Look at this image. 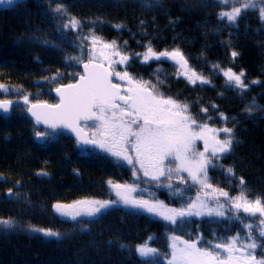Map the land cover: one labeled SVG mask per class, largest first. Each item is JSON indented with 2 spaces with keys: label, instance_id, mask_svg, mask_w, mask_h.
<instances>
[{
  "label": "trees",
  "instance_id": "1",
  "mask_svg": "<svg viewBox=\"0 0 264 264\" xmlns=\"http://www.w3.org/2000/svg\"><path fill=\"white\" fill-rule=\"evenodd\" d=\"M58 4L67 8V15L53 11ZM237 6L239 2L224 6L217 0H160L151 8L143 7L140 0H21L14 7H0V84L11 87L15 97L55 99L48 93L50 80L45 83L50 74L47 69L67 74L65 59L77 48L84 50L87 59L92 30L103 42L116 41L118 50L129 55L127 66L136 79L151 82L159 91L187 103L199 123L234 127L239 143L234 142L233 151L218 162L223 167L209 168V182L238 196L239 177H243L248 198L264 199V108L252 115L243 111L253 98L264 106V23L255 11L242 12L236 26L218 19L219 12ZM71 17L82 21L80 29L61 28ZM149 43L156 52L179 48L190 67L211 83L192 84L168 61L144 63L142 57L132 55L144 53ZM233 50L239 53L235 58ZM227 68L245 72L250 87L243 97L226 86L222 70ZM254 80L260 83L251 84ZM221 113L229 119L223 120ZM26 120L31 121L25 112L14 111L10 117L0 114V217L17 222L12 229L0 226V264H168L171 235L189 241L202 237L203 244L224 242L237 233L247 234L245 225L255 221L228 208L224 217H188L172 224L121 205L96 217L75 221L62 217L52 204L110 198L113 191L107 182L131 183L135 169L113 162L104 153L83 155L76 140L64 132L59 140L42 147ZM224 136L220 133L219 137ZM227 167L234 169V177L225 173ZM42 171L47 175H40ZM188 181L181 186L193 196L198 189ZM9 189L19 196H6ZM160 195L168 198V194ZM170 202L180 205L175 197ZM219 202L225 203V198ZM29 225L62 235L47 237L29 231ZM145 243L161 255L140 256L137 246ZM260 250L264 255V248Z\"/></svg>",
  "mask_w": 264,
  "mask_h": 264
},
{
  "label": "snow or ice",
  "instance_id": "2",
  "mask_svg": "<svg viewBox=\"0 0 264 264\" xmlns=\"http://www.w3.org/2000/svg\"><path fill=\"white\" fill-rule=\"evenodd\" d=\"M20 2L21 0H0V5L14 7ZM140 2L143 7L151 8L159 5L160 0H140ZM217 2L224 6L240 3V7H230V11L218 13V19L226 20L231 26H236L241 13L246 11L257 12L258 18L264 23V0H217ZM53 11L61 15L68 14L63 4H58ZM81 25L82 21L71 17L61 28L80 29ZM87 39L91 41L93 52L88 57L89 63L83 65L86 74L80 76L77 84L56 89V92L60 94L59 104L48 105L46 102L34 104L29 101L27 95L23 96L24 102L30 105L27 111L35 117L36 123L42 122L51 128L66 127L75 132L78 144L95 145L111 153L112 156L127 161L134 168L135 163H138L139 168L143 170V175L150 176L153 180L158 181L161 177L171 180L172 174L175 173L182 182H186L179 175L181 172H186L193 182L200 184L202 188L211 189V196L216 201V206L209 208L201 196L197 195L195 200L189 202L184 208H168L160 201L133 198L131 193L136 191L134 185L119 184L109 180L107 183L116 191L117 200L85 199L75 201L73 204L56 203L53 205L55 211L75 221L81 216L96 217L112 206L123 203L176 224L177 218L183 219L193 215L224 217L228 214L225 210L227 204L237 216L241 212L252 217L258 216L259 236L264 238V199L259 196L255 199L248 198L249 193L244 178L239 177L241 191L238 196H231L222 188H214L209 182V168L223 167L218 162L224 155L233 151L234 142L239 143L234 127L209 128L206 123H198L189 113L187 103H180L171 97L165 98L155 84L134 80L127 71L123 73L112 71L114 63L126 64L130 58L129 55L122 54L118 50L116 41L104 43L92 30ZM43 43L52 42L43 41ZM97 44L102 45L98 56L95 52ZM132 55L142 57L143 62L169 58L185 69L182 74L190 83L196 84L198 81L202 84L211 83L195 69H189L188 60L179 48L156 52L149 43L144 53ZM238 55L239 53L235 50L231 51L233 58ZM113 57H118V60H113ZM69 59L79 62L81 57H69ZM96 59H101L103 63H95ZM105 63L108 67H105ZM213 67L219 68L218 65ZM222 73L226 86L229 89H235L237 94L243 97L250 87L249 83H245V72L236 73L232 68H227L222 70ZM114 75L121 80H127L129 87L122 90L119 84H114L112 82ZM158 83L163 81L158 80ZM250 83L258 84L260 81L254 80ZM0 90L8 89L6 85L0 84ZM122 91H126V94L122 95ZM13 103L12 100L2 99L0 109L7 112ZM213 107L217 106L213 105ZM262 108L264 106L258 105L253 98L243 111L252 115L254 110ZM201 111L207 113L208 109L202 108ZM221 118L225 121L229 119L223 113ZM81 120L96 122L93 124L96 131L92 132L91 138H88L80 127ZM220 133L225 134L223 139L219 138ZM35 135L44 137L50 133L36 132ZM197 140L203 141V151L195 150ZM129 149L134 151V156L130 154ZM170 157L178 161L175 168L165 166V161ZM224 171L228 176H235L232 167L224 168ZM39 174L47 175L43 171ZM168 187L172 188V185L169 184ZM8 194L19 196V193H13L11 189ZM174 194L177 193L174 192ZM207 195L208 193H205V196ZM218 197H224L225 203H220ZM79 223L81 230H84L85 222L81 220ZM0 226L12 229L17 226V222L12 217L7 219L0 217ZM245 227L249 231L244 239L237 233L221 243L212 244L205 241L208 247L199 246L202 237L186 241L173 236L170 245L171 259L168 260V264H264V255L259 259L255 255L258 248H264V244H257L256 237L252 235L253 225L248 224ZM28 230L42 233L47 237L60 238L62 235L51 228H40L35 225H29ZM136 250L142 257L161 255L158 249L147 244L137 246ZM149 264H152V261H149Z\"/></svg>",
  "mask_w": 264,
  "mask_h": 264
},
{
  "label": "rangeland",
  "instance_id": "3",
  "mask_svg": "<svg viewBox=\"0 0 264 264\" xmlns=\"http://www.w3.org/2000/svg\"><path fill=\"white\" fill-rule=\"evenodd\" d=\"M0 7L7 8V7L2 6V5H0ZM104 43H106V42H104ZM89 44H90V46H88L89 47V50H88V53H87V59H88L89 55L93 52V48H92L91 41H89ZM100 50H102V45L101 44H97L96 50H95L97 56L99 55V51ZM105 51H107V50H105ZM74 53H76V54H74ZM74 53L73 54H70L65 59L66 65L68 64V68H66V69H68V71H67L68 73L67 74H64L63 75L61 72H58L57 70L54 71V70H51V69H47L50 74H49V78L48 79H45V83H47L50 80V82L48 83L47 89L50 90V88L52 87L51 94L53 93V90H54V88L56 86L61 85V84H64L65 82H69V83L76 82L77 78L82 74V68H81V73H80L78 67H79V65L81 66V62L85 59L84 50L83 49H80V48L79 49L77 48V50L74 51ZM69 57H81V60L78 62L76 60H70ZM113 60H118V57H115V59L113 57ZM160 61H165V62L168 61L170 64L175 65L178 68L179 74H181L183 77H185L182 74L185 71V69H182L179 66L178 63L172 61L169 58H161V60H159V61H157V60H150V61L144 62V63L155 62L156 64H158ZM95 62H102L103 63V61L101 59H96ZM76 64H77V67H76ZM105 64L107 65V63H105ZM127 65H128V62L126 64L114 63L113 66H112V70L114 72H120V73H123V72L127 71L129 73V75L132 76V78L134 80H138V79H136L134 77V75H132V73L129 70V67ZM107 67H108V65H107ZM189 69H192L190 67V65H189ZM48 71H46V73ZM114 77H115L114 78L115 83L116 84H119L121 87H123V90H126L127 87H129L127 80H121L119 77H117L115 75H114ZM64 78H66V79H64ZM59 81H61V82H59ZM138 81H140V80H138ZM45 83H42L43 84V88L46 87V84ZM7 89L8 90H6V91L5 90H0V100H2V99H11L12 101H14L15 107L11 111V114H9V115L4 114V113H0V114L3 115V116H5V117H10V116H12V114H13L14 111H17V113H19V114H22V113L25 112L26 115L29 117V119H31L30 122H29V120H26L25 123L26 124H29L31 127H33L34 133H36V132H47V133H50V135H47V136H44L43 137L42 142H39V143L42 144V147H45L48 144L49 145L52 144L57 139L59 140L58 137H60L59 136L60 132H64L65 134L67 133V131H64V130H56L55 131V130H52V129H47L46 127L44 128L42 124L36 123V120H34V118H32L28 114V112H27V108L30 105L29 104H26L24 102V100H23V96L24 95H19L18 97H15L16 92H13L12 88L9 87V86H7ZM159 92L160 93H163L161 91H159ZM123 94H126V91H123ZM163 95H164L165 98L170 97L169 95H167L165 93H163ZM27 96H28L29 101L31 103L48 102L49 104H52V103H54V101H56L55 99L46 101L47 100V99H45L46 96H44V97L43 96L38 97L39 95L37 97H35V95H27ZM32 96H34V97H32ZM171 98L174 99V100H176V101H178V102H180V103H183V102H181V101H179V100H177V99H175L173 97H171ZM94 123H96V122L92 121V122H88V123H84L83 124L85 126V128L91 134H92V132L96 131V129L93 127V124ZM201 124H203V123H201ZM209 128H213V127H210L209 126ZM197 131H198V129H197ZM67 134L70 135L69 133H67ZM35 138H37L36 135H35ZM76 142H77V140H76ZM77 145H78V148L80 147L79 150H80V152L83 155L89 156L91 154L99 153L100 152V153H104L106 155H109L110 160H112L113 162H116V163H119V164H124L126 166H129L130 168L133 167V165H129L127 163V161L118 159V158L112 156L111 153H109V152H107V151H105V150H103V149H101V148H99L97 146L88 147V146H86L84 144H77ZM194 147H195V150L196 151H203L204 150L203 141L202 140H197L195 142V146ZM129 152H130L131 155H133V156L135 155V153H134L133 150L129 149ZM134 163H135V161H134ZM177 163H178V161H175L174 159H172L170 157L169 160H166L165 161V166H171V167L175 168V166H176ZM134 169H135V173L136 174L133 175V179L131 180V183L119 182V184L134 185L136 187V191L132 192L131 193V196L133 198H135V199H145V200H150V201H160V202H163V204L166 205L168 208L181 209V208L186 207L187 204L189 202H191L192 200H195V198L197 197V195H200L201 196V199L207 204V206L209 208L216 206V201L213 200L212 199V196H211V189L202 188V186L200 184L193 182L191 179H189V181L187 180L189 182L188 184H190L192 182V184L195 185L194 187L196 188V190L198 189L193 196L192 195H189L188 193H186L185 192V187L184 186H181L183 184H187V182H182L181 179H179V177L175 173L172 174V179L171 180H168L166 177H161L157 181V180H153L150 176H148V177L144 176L143 175V170L139 168V164L138 163H135V168ZM179 175L182 176L183 178H185V177H187L188 174L186 172H181ZM169 184L172 185V188H169L168 187ZM17 186H19V184H17ZM177 190H179V191L177 192ZM111 191H113V196L110 197V198H107L105 200H117L118 199L117 194H116V191L113 188H112ZM12 192H13V190H12ZM174 192H176L177 194H174ZM205 193H208V195L205 196ZM160 194H163V195L164 194H168V198L167 199H164ZM6 196H8L9 198H14V197H11L13 195L10 196V195H7L6 194ZM171 196H173V197L171 198ZM174 197L178 199V202L177 203H180V205H178V207L172 205V203L170 202L172 199H174ZM219 198L220 197H218V199ZM85 199H88V200H102V199H99V198H84V199H80V200H77V201H81V200H85ZM73 202H75V201H72L70 203L55 202L54 204H52V208H53L54 212L57 213L55 211L53 205H55L56 203L73 204ZM116 205H121V206L128 207V208H132L133 209V207L124 205L123 203H119V204H116ZM228 208L229 207L226 204L225 210L227 211ZM135 209H137V208H135ZM139 210H141V211H143V212L151 215L152 217H155V218H158V219H163L160 216H156V215H154L152 213H148V212H146V211H144L142 209H139ZM57 214L60 215L59 213H57ZM213 216H216V215H212V216H209V215L195 216V215H193V216H190V217H197V218L205 217L206 218V217H213ZM62 217H65V216H62ZM82 217H88V216H81L80 218H82ZM216 217H220V216H216ZM65 218H68V217H65ZM185 218H188V217H185ZM185 218H183V219H185ZM253 218H254L255 221H253L251 223V225H253L252 231H254V232H252V235L254 237H256V236H259V227H260V225H259L258 216L257 217H253ZM68 219H70V218H68ZM180 219L181 218H177V220H180ZM163 220H165V219H163ZM255 224H257V225L255 226ZM245 229H246L247 232L249 231V229H247L246 227H245ZM173 236L179 237L181 240H186L183 237H180V236H177V235H171L170 236V240H169L170 241V245L172 243L171 237H173ZM240 236H241L242 239H244L247 236V234L246 233H245V235L244 234H240ZM260 238H261L260 236H259V238H257V241H256L257 244H260ZM186 241H189V240H186ZM202 242L203 241H200V244H199L200 247H208L207 244H203ZM211 243L212 244H215V243H221V242H218V240L217 241L211 240ZM263 243H264V238H263ZM142 245H144V244H142ZM260 251H261L260 248H258L256 250V252H255V255L257 256L258 259L261 258V256L263 255L262 252H260ZM144 258H146V257H144ZM170 259H171V257H170Z\"/></svg>",
  "mask_w": 264,
  "mask_h": 264
},
{
  "label": "water",
  "instance_id": "4",
  "mask_svg": "<svg viewBox=\"0 0 264 264\" xmlns=\"http://www.w3.org/2000/svg\"><path fill=\"white\" fill-rule=\"evenodd\" d=\"M86 63H89V62H86ZM95 63H102V62H95ZM105 67H107V65L105 64ZM112 70V69H111ZM113 71V70H112ZM86 73H85V70H84V67L82 68V74L80 75V76H84ZM80 76L77 78V80H76V82H73V83H69V84H66V85H63V86H60L59 88H66L68 85H75V84H77L78 82H79V78H80ZM114 76L112 77V82L114 83V84H116L115 83V81H114ZM121 89L123 90V87H121ZM122 95H123V91H122V93H121ZM55 95H56V97L59 99V102H58V104L60 103V94L59 93H57L56 92V89H55ZM45 103V102H44ZM34 104H42V103H34ZM48 105H54V104H49V103H47ZM55 105H57V104H55ZM28 112V111H27ZM0 113H4V114H7V115H9V114H11V108L9 109V111H7V112H5V111H3L2 109H0ZM28 114L32 117V118H34V120H36L35 119V117H33L32 115H31V113H29L28 112ZM88 122H92V120H89V121H83V120H81L80 121V127L84 130V132L88 135V138H91V133L85 128V126L83 125L84 123H88ZM40 124H42L43 126H45V127H48V128H51V127H49V125H47V124H44V123H40ZM52 129H55V131L56 130H64V131H67V133H69L71 136H73L76 140H77V136H76V134H75V132H73L72 130H70V129H68V128H66V127H57V128H52ZM40 139H43V137H39ZM84 145H86V146H88V147H94L95 145H91V144H84Z\"/></svg>",
  "mask_w": 264,
  "mask_h": 264
},
{
  "label": "bare ground",
  "instance_id": "5",
  "mask_svg": "<svg viewBox=\"0 0 264 264\" xmlns=\"http://www.w3.org/2000/svg\"><path fill=\"white\" fill-rule=\"evenodd\" d=\"M86 62H89V60L88 59H85V60H83L82 62H81V68H83V65L86 63ZM75 65V64H74ZM76 67H77V64H76ZM68 84V83H67ZM63 85H66V84H61V85H58V86H56L55 88H54V90H53V95H54V98H55V100L56 101H54V103H52V104H58V102H59V99L56 97V95H55V89H57V88H59L60 86H63ZM52 90V89H51ZM46 92V91H45ZM49 94H51V91L50 92H48ZM9 100H11V99H9ZM14 102V101H13ZM44 103V102H43ZM46 103H48V102H46ZM14 107H15V103H13V105H12V107H11V111L14 109ZM44 128H45V126H43ZM47 129H52V128H48V127H46ZM52 130H55V129H52ZM72 138H74L73 136H71ZM75 139V138H74ZM36 140L38 141V142H42V140L43 139H40L39 137H37L36 138ZM58 140V139H57ZM76 140V139H75ZM184 179H186L185 181H187V180H189L190 179V177L187 175V177H185ZM9 192V191H8ZM7 195H9L8 193H7Z\"/></svg>",
  "mask_w": 264,
  "mask_h": 264
}]
</instances>
